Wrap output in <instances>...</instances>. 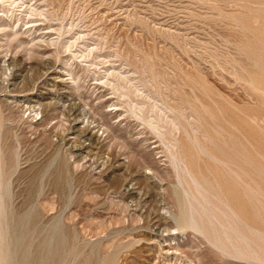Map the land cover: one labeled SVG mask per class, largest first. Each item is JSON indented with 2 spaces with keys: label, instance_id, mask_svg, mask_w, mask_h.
I'll return each mask as SVG.
<instances>
[{
  "label": "rangeland",
  "instance_id": "374dc122",
  "mask_svg": "<svg viewBox=\"0 0 264 264\" xmlns=\"http://www.w3.org/2000/svg\"><path fill=\"white\" fill-rule=\"evenodd\" d=\"M0 21V45L16 32L23 47L40 52L29 58L13 48L25 72L37 76L50 62V71L73 73L61 70V90L50 80L39 86L48 102L59 98L42 118L13 103L3 122L10 186L0 264H264V0H0ZM116 71L156 85L147 83L161 102L187 105L193 89L215 113L221 108L217 123L231 148L218 142L211 154L229 159L235 176L209 158L203 174L221 182L242 214L238 228L253 259L228 258L202 234L176 228L171 165L160 139L112 89ZM74 127L95 140L77 138Z\"/></svg>",
  "mask_w": 264,
  "mask_h": 264
},
{
  "label": "bare ground",
  "instance_id": "6f19581e",
  "mask_svg": "<svg viewBox=\"0 0 264 264\" xmlns=\"http://www.w3.org/2000/svg\"><path fill=\"white\" fill-rule=\"evenodd\" d=\"M33 9L34 8H32V10ZM35 11H36V9H35ZM47 13H45V14H47ZM38 14L40 16V13H38ZM0 22H2V21H0ZM6 23H7V21H6ZM9 24H10V22H9ZM0 27H2V26L0 25ZM8 29H11V28L9 27ZM13 29H14V27H13ZM16 35H17L16 32L11 34V35H7L8 38H7V40H5V44L0 45V217L4 214V207L2 204L3 196H4L5 191L8 189V186H10L8 179L4 175V166H3L4 165L3 154H2L3 122L10 120L11 116L13 117V113H14L13 106H12L13 103H15L17 105L21 104V107L26 105V107H28L27 109H29V110L31 109L32 113L34 112L35 114H41V118L43 116L42 112L45 111V109L55 108L56 103L58 104L59 98H58V100H55L54 103L48 102L47 100L49 98L47 97L46 94L44 95V92L42 90L39 91V88L42 87L43 89H45L48 85L47 82L50 80V82L52 83L51 87L54 90H56V89L61 90L60 85L63 86L65 84V80L63 79V74H61L62 73L61 70L62 71H69V70H66L65 68H63L64 69L63 70L62 69L63 66L59 68L60 69L59 72L50 71L51 67L53 66L52 65L53 63L43 62V64L40 63L41 66H39V68L37 67L38 68V71H37L38 75L37 76L32 74V73L28 74V72H25V69L23 68L24 64L22 62H20L21 58L19 59L18 57L15 56L16 53L13 54L15 52L13 48H22L23 56H28L29 58H33L36 55H40L39 54L40 52L35 50L34 47H31V48L23 47V44L26 42H24L23 40L17 39ZM10 36H13V38L9 39ZM15 41H16V44L14 45L13 42H15ZM67 44H65V45H67ZM40 48H41V46H40ZM58 48H59V45H58ZM56 54H57V52H56ZM59 56H60V54H59ZM86 57H88V56H86ZM56 60H55V62H56ZM136 61H138V60H136ZM139 63H141V62H139ZM69 72H70V75H73V73L71 71H69ZM128 72H131V71H128ZM128 72H127V74H128ZM49 75H51V77L49 79H47V77ZM108 76H109V74H108ZM110 77H111L112 89L115 91V94H117V96L123 100V101L121 100L122 103L127 104L126 106L129 108V112L134 117L139 119L144 124L143 126L148 127L147 129H150L156 135V137H158L160 139V141L163 145L162 148H164V152L166 153V156H167L169 163L171 165V168H172V171L169 172V177L171 178V180L169 182L172 184V191H173V195H174V197H173L174 200L170 203H171L172 208H174L172 213L174 215L176 228L179 230L191 229L197 233L202 234L204 236V238L213 247L217 248L224 256H227L228 258L233 257V258H237V259H253L251 257V255H249L248 252L244 248L243 235L240 233V230L238 228L239 224L243 220L242 214L236 208H234L232 206V204L229 202V199L227 198V195L225 193V190L222 187L221 182L216 181V184H209L208 181L206 180L204 174H203V162L207 158H209L214 163L219 164L227 173H229L228 175H230L232 177L235 176V170L233 168L234 166L232 167L233 163H231V161L229 159H220V158H217L211 154L210 148L212 146L216 145L218 142L222 145L223 148L224 147L231 148L230 143L228 142L227 138L225 137V136H227V132L217 123V118L219 117L218 115L223 113L221 108L217 107V113H215L210 107H208L195 94L193 89L190 90V93L192 96V101H188L187 105L182 103V105H180V106H173V105H170L169 103H167L165 101L161 102L158 98L160 93L156 94L155 92L150 91V88H155L156 85L150 83L147 80L145 81V79L142 80L139 78H134V77L132 78L130 76H124V74H122V72L120 73L118 71L111 73ZM156 78H158V77L156 76ZM73 79H74V77H73ZM133 80H135V81L137 80V81L135 82ZM109 81L106 80V82H109ZM165 82H163V83H165ZM147 83H150L149 84L150 88L147 85ZM68 85H69V83H68ZM39 86H41V87H39ZM178 87H180V86H178ZM161 90H162V88H161ZM165 91H163V92H165ZM1 93H4V95H1ZM10 93H14V94L20 93L21 95H12ZM131 95H134L137 99L132 100ZM72 97H73V95H72ZM51 100L53 101L54 99L52 98ZM69 103H71V102L69 101ZM5 111H6V113H5ZM67 111L69 112V117L74 116V118H76V115H75L76 110L74 107L69 106V109ZM59 116L62 117V115H59ZM102 117H104V116H102ZM63 118H65V117L63 116ZM48 119H50V118H48ZM72 121H74V120H72ZM62 122H64V121H62ZM30 125H32V123H30ZM57 125L58 124H56V126ZM29 127H31V126H28L27 129ZM36 127H40V126L37 125ZM111 127H114V126H111ZM73 129H74V132L77 134V138L80 137V138H83L84 140H92L94 138V136L91 135V133H88L86 131V129L80 130L76 127H74ZM63 130H64V128H63ZM65 130H66V128H65ZM49 132H50V130H49ZM213 133L215 135H213ZM39 137H40V135H39ZM221 138H222V141H219V139H221ZM94 140H95V138H94ZM57 141H58V139H57ZM91 142H89V143L91 144ZM69 147H71V146H69ZM85 149H89V146L88 147H86V146L79 147L77 149V152L81 153V152H83V150L85 151ZM89 154H91V153H89ZM14 155H11V156H14ZM8 157H9V154H8ZM15 157H17V156H15ZM94 158H98V157H94ZM82 159H83V157H82ZM15 162H16V160H15ZM69 164H71V163H69ZM244 164H246L247 167H249V169H251L253 166L252 157L248 156V157L244 158ZM195 168H198V170H196ZM153 174L158 175V173H153ZM236 176H237V174H236ZM142 177H143V175H142ZM237 177H239V176H237ZM246 187L248 189L247 194H248V196H250L252 191H253L252 185L246 184ZM135 190H137V189H135ZM9 191H11V190H9ZM133 194L134 193H132V195ZM8 212H10V211H8ZM4 226H6V225H4ZM5 231H6V229H5ZM5 231H3V233ZM11 231H13V229ZM0 232H2V231H0ZM62 235L63 234H61V236ZM159 238H160V236H159ZM0 240H2V239H0ZM173 240H175V239H173ZM31 241H32V239H31ZM171 248L175 249V247H171ZM67 251H69V250H67ZM156 251H157V249H156ZM0 253H1V251H0ZM9 256H10V254H9ZM175 257H177V256H175ZM2 259L4 260V257Z\"/></svg>",
  "mask_w": 264,
  "mask_h": 264
}]
</instances>
